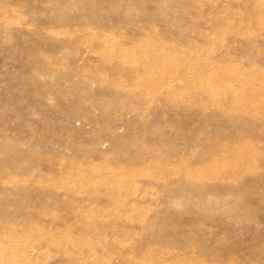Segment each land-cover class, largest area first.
I'll return each mask as SVG.
<instances>
[{"label":"rangeland","instance_id":"1","mask_svg":"<svg viewBox=\"0 0 264 264\" xmlns=\"http://www.w3.org/2000/svg\"><path fill=\"white\" fill-rule=\"evenodd\" d=\"M0 264H264V0H0Z\"/></svg>","mask_w":264,"mask_h":264}]
</instances>
